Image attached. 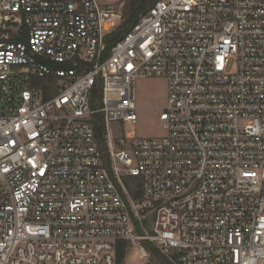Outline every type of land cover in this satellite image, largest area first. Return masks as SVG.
Masks as SVG:
<instances>
[{
    "label": "built area",
    "instance_id": "built-area-1",
    "mask_svg": "<svg viewBox=\"0 0 264 264\" xmlns=\"http://www.w3.org/2000/svg\"><path fill=\"white\" fill-rule=\"evenodd\" d=\"M121 22L98 0H0V264H117L121 241V264L144 243L264 264V0H157L108 46ZM140 78L167 83L165 135L115 137Z\"/></svg>",
    "mask_w": 264,
    "mask_h": 264
},
{
    "label": "rangeland",
    "instance_id": "rangeland-1",
    "mask_svg": "<svg viewBox=\"0 0 264 264\" xmlns=\"http://www.w3.org/2000/svg\"><path fill=\"white\" fill-rule=\"evenodd\" d=\"M102 4L123 8L124 0H98ZM136 107V124L114 123L110 127L113 136L124 135L126 138H155L163 137L165 132L161 128L159 121V108L165 106L167 97V83L163 78H140L134 85ZM126 184L133 188V180L127 179ZM134 254V255H133ZM135 253L131 252L126 259V264H162L160 260L152 256L141 262L135 258Z\"/></svg>",
    "mask_w": 264,
    "mask_h": 264
},
{
    "label": "trees",
    "instance_id": "trees-1",
    "mask_svg": "<svg viewBox=\"0 0 264 264\" xmlns=\"http://www.w3.org/2000/svg\"><path fill=\"white\" fill-rule=\"evenodd\" d=\"M157 0H124L123 1V8H122V22L121 24L109 35L106 39V43L108 46H111L115 42L119 41L136 23L137 18L148 11L150 7ZM24 28H22V35L21 37L15 39L18 41L25 42V33H23ZM51 85L55 84V80H52ZM45 84L44 81L35 80V85L40 86ZM101 96V91L99 85H95L92 91L91 96V107L97 108L99 107V100ZM94 128L96 135L100 142L102 143L101 134H102V125L99 116L94 117ZM102 149H103V144ZM134 193V192H133ZM135 198H138L137 192L134 193ZM146 248L150 251V254L160 260L162 264H169L163 258H161L151 247L149 244L144 243ZM126 248L127 243L121 241L116 244V263L121 264L126 256Z\"/></svg>",
    "mask_w": 264,
    "mask_h": 264
},
{
    "label": "crops",
    "instance_id": "crops-1",
    "mask_svg": "<svg viewBox=\"0 0 264 264\" xmlns=\"http://www.w3.org/2000/svg\"><path fill=\"white\" fill-rule=\"evenodd\" d=\"M128 256H129V255H128ZM127 258H128V257H127ZM127 258H126V259H127Z\"/></svg>",
    "mask_w": 264,
    "mask_h": 264
}]
</instances>
